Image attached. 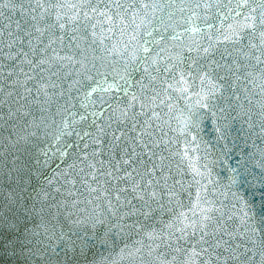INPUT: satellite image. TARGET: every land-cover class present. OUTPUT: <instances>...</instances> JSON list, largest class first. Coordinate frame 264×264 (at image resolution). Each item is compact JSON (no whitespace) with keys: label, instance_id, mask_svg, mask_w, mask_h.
<instances>
[{"label":"snow or ice","instance_id":"obj_1","mask_svg":"<svg viewBox=\"0 0 264 264\" xmlns=\"http://www.w3.org/2000/svg\"><path fill=\"white\" fill-rule=\"evenodd\" d=\"M233 77L264 131V0H0V160L13 156L5 175L28 184L45 177L31 206L21 187L0 211V224L21 234L11 255L25 264H264V200L233 192L237 211L209 198L211 169L165 139L187 127L181 100L194 95L207 108ZM30 150L42 165L35 173L17 163ZM260 180L264 188V172ZM245 182L232 176L229 187ZM97 245L107 251L99 260L90 258Z\"/></svg>","mask_w":264,"mask_h":264},{"label":"water","instance_id":"obj_2","mask_svg":"<svg viewBox=\"0 0 264 264\" xmlns=\"http://www.w3.org/2000/svg\"><path fill=\"white\" fill-rule=\"evenodd\" d=\"M177 31L182 32L183 30L177 29ZM220 50L222 51L223 48ZM193 55L195 54L193 53ZM216 59L220 60L218 54ZM220 62L224 63L225 61ZM216 72L220 75L225 74L223 69H216ZM213 78L215 79V77ZM230 82L235 85L233 89L229 90L225 87L222 93L217 92L210 97L207 101L209 104L207 108L198 106L196 104L197 97L194 95L191 99L181 100L178 107L184 109L183 119L187 120V127L180 124L179 127L183 129V132L169 131L165 139L171 138L172 142L169 147L174 150L182 152L187 146L191 156H199L201 171H206L202 167L204 164H207L209 169H211V176L216 181V184L214 186L215 196H210L209 198L221 200L228 205L234 203L236 210L239 211L243 208V204L232 196L233 192L257 205L264 200V188L260 187V177L262 172H264V131L261 130L262 117L259 115V107L255 103L252 105L248 104V101L244 99L245 94L241 90L243 85L238 84L234 77ZM196 83L199 82L197 81ZM218 83H224V81H218ZM248 86L251 87V85ZM258 91L259 89H257ZM236 95L241 97L240 101L235 99ZM252 99L257 102L260 98L259 96H254ZM240 104H243L244 107H240ZM249 108H251V112L246 115L245 113L248 112ZM189 117L191 118L189 119ZM172 127H177V121L174 120L172 122ZM165 131L168 130L165 129ZM37 142L33 141V143ZM52 143L54 144V141ZM41 146L48 147L49 145L48 142H45ZM192 149H195V152ZM0 151H3V149H0ZM17 155L20 154L17 153ZM37 155H39L38 152ZM13 159L14 157L9 155L7 159L0 160V211H6L8 194L20 192L21 187H26L27 193H21L22 199L20 203L23 204L26 199L29 206H31V203L36 198V192L39 191L40 185L44 183L45 177H39L40 184H37V178L33 175L31 176V184H28L29 176L27 175L23 176V180L21 175H5V173H9L10 162ZM25 162L29 163L33 173H35L36 168H42V165L37 164L35 159L32 158L31 150L24 155H20V160L17 161L18 164ZM175 162H180L178 157L175 158ZM185 166V164L181 163L182 168ZM172 167L173 171H175V163L172 164ZM248 171L252 174L248 175ZM46 175L51 176L52 172L47 171ZM232 176H238L240 179L246 176L247 182L242 185L238 183L229 187ZM183 179L185 184L191 182L192 175L190 170L183 176ZM33 186H35V191ZM209 188H213V185L210 184ZM190 191L194 199L195 186ZM221 193H224V195H221ZM254 193L255 196L253 195ZM183 200L185 204L189 203L187 195L183 197ZM13 207L15 208V214L23 223V209L19 205H13ZM8 215L11 217L13 213H8ZM36 223H39V221L37 220ZM34 226L32 218L29 217L28 227L32 228ZM18 236H21V234L9 233L0 224V264H25L22 256L11 255V249L7 247L9 240L16 239ZM100 254L106 255L107 251L104 247L97 245L96 248L91 250L90 258L95 257L96 260H99Z\"/></svg>","mask_w":264,"mask_h":264}]
</instances>
